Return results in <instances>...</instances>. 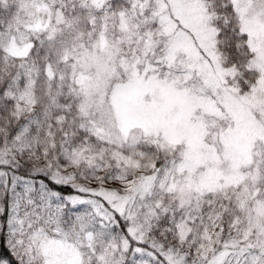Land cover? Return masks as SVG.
Returning <instances> with one entry per match:
<instances>
[{"label": "snow or ice", "instance_id": "1", "mask_svg": "<svg viewBox=\"0 0 264 264\" xmlns=\"http://www.w3.org/2000/svg\"><path fill=\"white\" fill-rule=\"evenodd\" d=\"M0 264H264V0H0Z\"/></svg>", "mask_w": 264, "mask_h": 264}]
</instances>
